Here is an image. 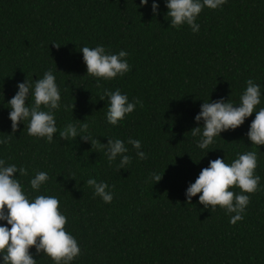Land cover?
Listing matches in <instances>:
<instances>
[{"label":"trees","instance_id":"obj_1","mask_svg":"<svg viewBox=\"0 0 264 264\" xmlns=\"http://www.w3.org/2000/svg\"><path fill=\"white\" fill-rule=\"evenodd\" d=\"M152 2L140 7V0H0V139L6 140L0 158L28 169L17 178L30 198L59 197L66 231L81 249L72 264H264V146L247 138L255 113L204 151L191 133L202 126L195 117L203 102L238 103L248 80L264 93V0L205 8L196 21L198 33L188 25L170 27L165 0H157L159 15ZM97 45L113 54L127 51L131 71L111 80L87 75L79 50ZM48 70L67 106L55 111L58 132L51 143L29 136L27 121L13 134L6 108L18 83L28 78L34 84ZM105 89H119L142 104L112 126L107 98L100 100ZM84 121L95 143L60 139L59 131ZM129 138L142 142L146 159L137 157ZM109 139L125 142L130 165L119 168V158L109 164L102 147ZM248 151L258 154L261 182L256 193H245L250 204L242 221L232 225L226 211L205 209L198 196L187 204L189 184L211 160L231 164ZM38 171L51 179L36 193L30 180ZM153 172L164 175L158 184L148 182ZM89 178L109 185L111 204L86 186ZM30 251L37 264H54Z\"/></svg>","mask_w":264,"mask_h":264},{"label":"clouds","instance_id":"obj_2","mask_svg":"<svg viewBox=\"0 0 264 264\" xmlns=\"http://www.w3.org/2000/svg\"><path fill=\"white\" fill-rule=\"evenodd\" d=\"M227 0H165L168 9L166 17H170V27L180 28L188 25L193 33L200 31L196 22L205 8L217 10L223 7ZM149 0H140V7H148ZM151 9L154 15H159L160 4L153 0ZM57 48L59 46L55 45ZM79 52L83 54V62L87 67V75L97 81L111 80L123 77L131 71L127 60L128 52L120 50L111 53L103 45L96 47H82ZM15 96L6 104L9 107V120L12 122V133L19 131L21 123L27 121L29 136L44 139L51 143L54 134L58 132L55 111L62 107V97L57 84L56 76L52 70L44 73L35 83L27 78L16 85ZM259 84L252 80L247 81L245 91L240 95L239 102L218 100L203 102L200 113L195 117L197 125L191 133L198 136L197 148L207 150L215 143V138L227 131H234L243 126L247 119L255 113L247 133L248 140L254 146H264V107ZM107 98L106 120L112 126L119 124L131 115L139 99L132 102L126 94L119 89L115 92L105 89L100 100ZM47 109V110H44ZM25 125V124H24ZM95 143L89 133L86 121L69 124L63 131H59L62 140L75 139ZM222 138V137H221ZM6 143L0 139V144ZM127 143L136 151L140 160L147 158L142 151V142L129 138ZM109 164L117 161L118 167L123 169L130 165L132 158L127 154L129 148L121 139H109L107 145H102ZM227 158H217L209 162V166L202 169L194 183H190L185 192L187 204H192L194 197H199V203L205 209L215 212L217 206L230 216V223L236 225L244 219V213L250 204V195L259 190L261 177L256 174L258 167V154L248 151L238 155L231 164ZM19 176H27L28 169L7 164L0 158V264H37L31 253L35 248L36 254H44L54 261V264H72L81 255V249L76 238L66 231L68 218L61 209L60 199L53 195H36L30 198ZM164 175L153 172L148 182L158 184ZM47 172L38 171L30 180V188L39 193L42 187L50 180ZM87 187L94 190V195L101 198L105 204H111L114 193L109 190L106 182H98L96 178H89L85 182ZM238 187L241 192L237 194L231 190ZM234 214V215H233ZM10 226V227H9Z\"/></svg>","mask_w":264,"mask_h":264}]
</instances>
